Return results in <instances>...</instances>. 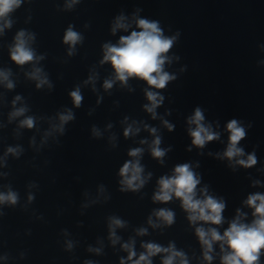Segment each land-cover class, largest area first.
Here are the masks:
<instances>
[{"label":"water","instance_id":"obj_1","mask_svg":"<svg viewBox=\"0 0 264 264\" xmlns=\"http://www.w3.org/2000/svg\"><path fill=\"white\" fill-rule=\"evenodd\" d=\"M65 3L25 0L11 14L12 27L0 36V69L11 71L15 85L11 90L0 85V156L8 147L22 149L18 157L9 154L0 167L4 174L0 191L10 186L19 195L17 205L0 208V256L7 257L0 264H84L87 260L119 264L127 256L121 244L129 239L135 240L138 254L142 243L167 247L172 242L187 255L189 264H203L194 227L179 201L159 204L152 196L161 176L170 175L177 164L190 163L201 176L197 187L207 185L211 194L225 200L226 221L237 208L248 212L251 220L250 209L242 202L251 193H264V49L260 47L264 45V0H80L70 10ZM137 10L139 18L158 21L165 36L179 33L167 54L179 59L165 65L176 79L164 89H149L164 96L156 109L157 119L143 107L148 103L146 82L130 78L127 86L116 82L109 90L103 88L113 70L108 63L100 64L102 45L115 44L127 35L123 31L113 35L112 23L120 14L131 18ZM69 25L83 36L71 56L63 43ZM20 30L34 34L32 48L44 56L37 67L47 74L50 89H37L28 78L31 64L19 66L10 59L9 49ZM93 73L95 84H85ZM76 87L82 95L78 108L69 95ZM17 95L22 99L15 107L26 106L25 116L36 118L32 129L19 127L24 117L9 122ZM197 107L205 123L221 132L220 140L203 149L191 145L187 131V119ZM66 110L72 111L74 119L64 126L63 134L53 133L45 140V132ZM126 117L127 124L135 121L141 128L135 136L123 135ZM161 118L174 125L173 131L164 127ZM231 119L246 127L239 146L246 154L255 151L257 164L252 168L233 169L226 159L217 158L226 148L224 128ZM144 125L157 129L162 149H171L163 164L150 154L154 137ZM93 128L101 133L99 137L93 135ZM141 140L148 143L141 145ZM137 147L144 149L143 174L151 173V178L137 192H121L119 169L131 159L129 150ZM255 180L261 186L253 187ZM29 194L34 197L31 202ZM162 207L174 211L175 223L153 229L147 219ZM113 216L126 222L116 230L121 240L115 246L108 229ZM141 227L147 228V235L136 234ZM227 227L223 224L221 233ZM89 247L101 252H89ZM260 259L264 264V255ZM153 264H161L159 255L153 257ZM213 264H220L218 257Z\"/></svg>","mask_w":264,"mask_h":264},{"label":"clouds","instance_id":"obj_2","mask_svg":"<svg viewBox=\"0 0 264 264\" xmlns=\"http://www.w3.org/2000/svg\"><path fill=\"white\" fill-rule=\"evenodd\" d=\"M25 0H0V36L4 34L5 29L12 27L13 21L11 14L21 7ZM80 0H66L65 8L70 10ZM131 29V31H130ZM117 31L128 33L122 35L119 40L113 43L102 45L103 57L100 64L108 63L113 70L112 78L106 79L103 88L109 90L116 82L121 86H127L130 78H136L146 82L145 97L148 101L144 110L151 115L152 119H157L156 109L163 103L164 96L158 91L149 89H164L170 81L176 79L175 74H170L165 70L166 64H171L173 59L179 57L169 56V50L177 42L179 33L172 36H165L158 21L139 18V10L133 13L131 18L120 14L115 18L111 26V33L115 35ZM35 39L33 33L20 30L14 37V43L9 49L10 59L19 66L31 64V71L26 73L29 79L36 82L37 89L47 86L52 87L47 74L42 68L37 67L44 56L37 55L32 48ZM83 36L69 25L63 37V43L68 46V55L75 52L76 45L82 43ZM264 49V45L260 46ZM261 63H264L262 61ZM183 70V69H182ZM12 73L7 69H0V85L6 89H13L14 82L10 79ZM96 74L89 76L85 84H95ZM93 90H95L93 88ZM74 107H79L82 101V95L79 87H76L69 93ZM17 95L12 101L13 111L9 114V122L20 117V128L32 129L36 123V118L25 116L28 112L26 106L16 108L17 102L21 101ZM74 119L71 110L58 114V123L51 125L49 131L45 132V140L53 133L63 134L64 126ZM164 127L169 132L173 131L174 125L161 118ZM127 124V117L124 121ZM188 135L191 137V145L198 149H203L211 141L220 140L221 132L215 131L211 124L205 123V117L202 110L197 107L193 114L187 119ZM109 128L111 125L108 126ZM218 127V126H217ZM250 128L251 125L249 124ZM154 139L149 144L151 156L159 163L163 164V158L171 149H162L160 147L161 138L157 134L156 128H149L144 125ZM93 135L99 137L101 133L93 128ZM141 131V128L133 121L124 128L125 138L135 136ZM228 135L227 145L222 153H217V158L227 160L229 167L235 169L237 166L249 169L257 164L255 151L246 154L244 149L239 146L240 141L246 137L245 125L236 119L229 120L224 128ZM34 142V141H33ZM147 140H141L140 144H147ZM20 147H8L4 156H0V167H3L6 157L11 154L18 157L21 154ZM191 151V147L188 148ZM144 149L141 147L129 150L128 156L131 158L123 163L118 175L120 177L121 192H137L142 189L151 178V173L144 175V167L140 163ZM198 166V165H197ZM0 175H4L0 173ZM201 184V176L194 171L190 163L177 164L170 175H164L157 181V188L153 193L154 203L167 204L176 199L180 203L181 209L186 213V219L189 225L194 227V235L201 246V259L203 264H213V261L219 258L220 264H261V256L264 255V193L254 192L243 200L244 207L250 209L249 213L236 209L235 216L226 221L223 212L226 208V202L222 197L214 196L209 192L207 185L198 188ZM253 187L261 186L259 180L252 183ZM103 191V188H101ZM28 201L31 202L34 197L28 195ZM19 201V195L13 191L10 186H6L5 191H0V208L4 206H15ZM3 212L0 211V216ZM155 217V219H153ZM147 223L153 229L171 227L175 223V213L168 208H159L153 210L148 217ZM227 223L228 227L221 233L220 227ZM126 226V222L118 217H109L108 229L109 240L115 246L120 243L121 238L116 235L118 228ZM147 228L141 227L136 230L138 236L147 235ZM68 250H71L73 244L68 241L66 244ZM218 247L219 251H216ZM139 254L135 249V240L129 239L121 244V249L127 253L122 257L119 264H153V257L160 256L161 264H189V258L182 250H177L174 243L170 242L167 247L154 242L141 244ZM89 252L99 254L100 248L88 249ZM6 256H0V260L6 259ZM23 258V254H21ZM84 264H94L87 260Z\"/></svg>","mask_w":264,"mask_h":264}]
</instances>
